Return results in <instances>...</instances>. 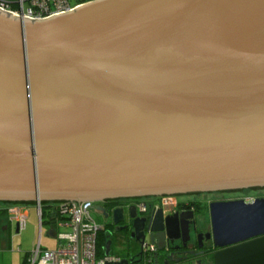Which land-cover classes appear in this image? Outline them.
<instances>
[{"label": "water", "instance_id": "1", "mask_svg": "<svg viewBox=\"0 0 264 264\" xmlns=\"http://www.w3.org/2000/svg\"><path fill=\"white\" fill-rule=\"evenodd\" d=\"M256 187L264 0H89L37 20L0 10V202ZM209 216L214 248L264 236V198L214 201ZM188 219L154 213L155 264L187 243Z\"/></svg>", "mask_w": 264, "mask_h": 264}, {"label": "built area", "instance_id": "2", "mask_svg": "<svg viewBox=\"0 0 264 264\" xmlns=\"http://www.w3.org/2000/svg\"><path fill=\"white\" fill-rule=\"evenodd\" d=\"M79 5V1L71 0H0V10L32 20L68 13ZM178 203L177 196L163 195L154 208L171 214ZM92 205V201L36 200L32 203L0 205V212L10 222L16 223L19 229H23L30 207L36 209L39 239L26 259L27 264H118L128 253L126 256L115 253L105 255V248H100L97 244L99 228L90 212ZM135 206L142 208L140 204ZM46 221L50 224L52 236L58 241L54 250L43 248L40 244L42 226ZM144 253L137 255V264H155V246L148 244Z\"/></svg>", "mask_w": 264, "mask_h": 264}, {"label": "flooded vegetation", "instance_id": "3", "mask_svg": "<svg viewBox=\"0 0 264 264\" xmlns=\"http://www.w3.org/2000/svg\"><path fill=\"white\" fill-rule=\"evenodd\" d=\"M214 195L213 193L183 195L184 197L186 196L183 201L177 196L179 203L171 214H165L162 209L154 208L160 201L161 196L108 199L102 202L92 201L91 215L96 213L102 218V224L96 223L99 228L97 244L100 248H106L108 245L110 253H113L112 250L115 247L124 246L125 249L130 250L127 256L124 254L126 256L125 259L128 260L129 264H137V255H142L145 246L152 244L149 238L148 224L154 213L160 210L164 217L185 214L186 217H189V240L186 244L180 240L168 244L165 250L158 253V264H177L172 261L175 259L185 261L180 264H197V260H201L202 264H204L217 249L213 247L212 240L206 237L211 232L209 205L214 201H219L215 200ZM6 204L8 203L0 202L2 206ZM135 204H140L142 208L138 209ZM116 210L122 211V220L117 223L114 217ZM131 214H134V217ZM137 218L145 220L143 229L144 240H136L134 235V220ZM199 235H202V238H199ZM155 249L157 253L156 246ZM195 254L200 255L195 257Z\"/></svg>", "mask_w": 264, "mask_h": 264}, {"label": "crops", "instance_id": "4", "mask_svg": "<svg viewBox=\"0 0 264 264\" xmlns=\"http://www.w3.org/2000/svg\"><path fill=\"white\" fill-rule=\"evenodd\" d=\"M33 208L29 209L25 227L17 228V230L16 223L10 222L6 215L0 212V264H8L6 263L8 257L11 259L10 264H25L29 253L37 244V242L36 244L31 242V239L21 240L23 230L29 226V222L34 223L35 221L31 212ZM43 226L47 227V236L54 238L50 224L46 221ZM37 231H39L38 226ZM204 264H264V236L226 248H217L210 261L207 260Z\"/></svg>", "mask_w": 264, "mask_h": 264}, {"label": "rangeland", "instance_id": "5", "mask_svg": "<svg viewBox=\"0 0 264 264\" xmlns=\"http://www.w3.org/2000/svg\"><path fill=\"white\" fill-rule=\"evenodd\" d=\"M72 2L76 1H89V0H71ZM215 194V195H214ZM215 200H237V199H242L246 202L253 201L254 199L258 198H264V187H256L254 189H244V190H237V191H223V192H214L213 193ZM180 200H185L186 196H179ZM32 215L35 219L34 223L29 222V226L23 230L22 232V239L21 240H30L34 244H36L38 240V232L37 231V226H38V217H37V211L36 209H32ZM93 219L96 221L98 224H102V218L96 213H92ZM47 227L43 226L42 229V236L40 237V243L43 248H46L48 250H54L57 247L58 241L55 238L47 236ZM22 242V241H21ZM17 247V245H16ZM113 253L119 254V255H124L126 253H130V250L125 249L124 246H118L115 247L113 250ZM11 259L8 257L6 260V263L10 264Z\"/></svg>", "mask_w": 264, "mask_h": 264}, {"label": "trees", "instance_id": "6", "mask_svg": "<svg viewBox=\"0 0 264 264\" xmlns=\"http://www.w3.org/2000/svg\"><path fill=\"white\" fill-rule=\"evenodd\" d=\"M84 2H87V1H79V4H81V3H84ZM210 259H211V256L208 258V261H210ZM25 264H27L26 262H25Z\"/></svg>", "mask_w": 264, "mask_h": 264}]
</instances>
